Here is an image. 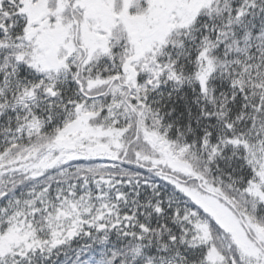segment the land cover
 Returning <instances> with one entry per match:
<instances>
[{
    "label": "snow or ice",
    "instance_id": "snow-or-ice-1",
    "mask_svg": "<svg viewBox=\"0 0 264 264\" xmlns=\"http://www.w3.org/2000/svg\"><path fill=\"white\" fill-rule=\"evenodd\" d=\"M0 264H264V0H0Z\"/></svg>",
    "mask_w": 264,
    "mask_h": 264
}]
</instances>
